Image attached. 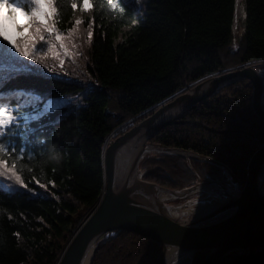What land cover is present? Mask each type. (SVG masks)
<instances>
[{
	"label": "trees",
	"instance_id": "obj_1",
	"mask_svg": "<svg viewBox=\"0 0 264 264\" xmlns=\"http://www.w3.org/2000/svg\"><path fill=\"white\" fill-rule=\"evenodd\" d=\"M83 1L75 0L73 7L74 0H55L56 13L44 22L54 21L63 40L74 28L89 29L85 56L70 53L77 63L61 58L55 33L36 39L34 27L41 22L13 44L0 35V102L24 105L19 113L34 117L26 135L9 133L5 139L25 154L15 169L23 183L11 172L0 175V264L59 262L102 197L103 152L114 131L206 78L264 62V0H241L244 19L236 48V0H88L91 14L78 24L73 18ZM45 40L52 41V51ZM18 41L35 52L34 59L16 52ZM251 97L249 81H236L191 107L185 123L165 127L151 141L220 162L243 183L257 142H264V123L254 115ZM48 100L66 102L41 112ZM30 104L38 105V115ZM151 163L156 171L144 179L170 189L190 186L196 173L203 180L223 176L207 163L194 162L191 170L180 157ZM160 253L156 243L118 232L97 247L91 264H157ZM205 254L195 253L194 264ZM222 264H264V246Z\"/></svg>",
	"mask_w": 264,
	"mask_h": 264
},
{
	"label": "water",
	"instance_id": "obj_2",
	"mask_svg": "<svg viewBox=\"0 0 264 264\" xmlns=\"http://www.w3.org/2000/svg\"><path fill=\"white\" fill-rule=\"evenodd\" d=\"M260 74L256 65H248L206 78L167 101L131 129L110 141L103 152L102 197L75 232L57 264H82L87 250L100 238L109 233L123 231L161 246L162 253L158 264H167V248H173L179 254L189 253L191 256L207 251L208 254L198 264H222L227 260L250 257L257 247L264 246V193L259 190V184L264 179V142L259 144L248 161L245 181L239 194L205 214L200 220L188 223H180L164 213L157 202V195L163 190L171 191L141 179L137 167L149 139L167 126L183 123V118L191 107L236 81L246 79L250 82L252 111L264 123V84ZM178 110L182 111L177 112ZM129 142L132 161L121 185L116 187V159ZM153 146L165 153L188 156L212 164L222 169L232 184L238 183L227 166L211 158ZM220 187L224 189L222 185Z\"/></svg>",
	"mask_w": 264,
	"mask_h": 264
},
{
	"label": "rangeland",
	"instance_id": "obj_3",
	"mask_svg": "<svg viewBox=\"0 0 264 264\" xmlns=\"http://www.w3.org/2000/svg\"><path fill=\"white\" fill-rule=\"evenodd\" d=\"M236 4H239L238 5L239 6V8H238L239 11H237V13L235 14V12H236V10H235L234 17H233V24H232V32H233V36H234V40H233L232 46L235 47V48L237 47V43L239 41L240 35L242 34V21L244 19L243 7H242L241 0H236ZM134 6H137V5L134 4ZM44 11H46V8H44ZM90 14H91L90 4H89L88 0H84L81 10H76L75 11V16H74L73 20H75V22L77 23V21H79L80 19H83L84 17H89ZM17 17H18V21H16ZM41 19L43 20V22H45V18L42 17ZM37 22H41V20H37L34 17L25 15L24 11H17V12H15V13L10 15L7 5H0V32L3 34L2 36L6 35L8 37V40H6V41L8 43H9V41H11V43H9V44H13L18 37H21V36H23L26 33V31L29 28V26H31L32 24H35ZM6 25L10 26L11 29L6 30L5 29ZM123 30L126 31V29H123ZM50 33H52V32H50ZM89 33L90 32H89L88 28L77 27V28H74L70 32L69 35H66V37H68V39H64V40L62 39L63 42L61 40H57L56 36H55V41L57 42L58 46L62 43V44H64V46H66L65 48H67V54L65 55L64 54V50L61 49L60 47H58V52L60 53L61 58H67L68 60L72 61L73 63H77V62H75V59H72L70 57V53H71V54L75 55L76 58L82 59V57H84L85 54H86L85 48H87V46L89 44V38H90L89 37ZM63 38H65V37H63ZM120 40H121V37H118L117 41H120ZM78 52H80L82 57L80 56V54ZM254 65H257L256 66L257 71L260 72L261 74H263V84H264V62L263 63L260 62V63H257V64H251L250 66L253 67ZM244 67H248V65L247 66H240V67L233 68V69H230V70H226V71H224L222 73H225V72H228V71H232V70H235V69H241V68H244ZM219 74H221V73H218L216 75H219ZM216 75H214V76H216ZM242 80H246V79H242ZM190 88H188V89H190ZM251 89H252V87H251ZM187 90H185L184 92H186ZM263 96H264V90H263ZM51 101L52 100H48L47 103L48 102L50 103ZM32 102H33V99H32ZM53 102L57 103L58 101H53ZM45 105H46V103H45ZM59 105H61L60 102H58L57 107H60ZM184 118H183V123L186 122V121H184ZM140 121H138V122H140ZM138 122H128L124 126L118 128L108 138L106 146H107V144L110 141H113L116 137H118L119 135H121L125 131L131 129ZM151 139H149V141H148V145L149 146L147 145L145 147V149L147 148L148 151L145 152L143 154V156L140 158L138 166H137L138 167V172L140 174V178L143 179V180H145L144 179L145 175H147L148 173L156 171L157 167H155L151 163V161L154 160V159H157V158H161L163 156L180 157L186 162V164L189 166V168L191 170H193L192 163H194V162L201 163V164L206 163V162H203V161H198V160L189 158L188 156L177 155V154H174V153H165L164 151L160 150L158 147L153 146V145H158V146H161V145L158 144V143L152 142ZM261 143H263V142H257V149L259 147V144H261ZM170 149H173V148H170ZM207 164H209V163H207ZM222 174H223L222 178L218 179V180L211 179V178H206V179L203 180V179H201L200 174L196 173V175H195L196 181L194 183H192L190 186H187V187H184V188H179V189L165 188V187L157 185L154 182H150V183H153V184L159 186L160 188L169 190L171 192H178V191H183V190L190 189L191 187H197L198 188L201 185L205 186V185L213 184V185L216 186V192L218 194V198L219 199L212 201L211 202V207L213 209H216V208L222 206L223 203L225 204L226 202H228L229 200H231L232 198L237 196L239 194L240 190H241L242 185L244 184V181H245L244 180L243 183H241L240 181L237 180L238 181L237 184H232L231 179L229 178V176L227 174H225V172L223 170H222ZM145 181H147V180H145ZM220 185H222L224 187V189H222L220 187ZM262 192L264 193V185L262 187ZM201 197L202 196L199 193V190L198 191H194V193L189 194L188 196L181 197V198L177 197V198H174V199H170L169 201L165 202L164 207L166 209L167 208L169 209V208H174V207H180V206L183 207L186 203L197 201L198 199H201ZM165 208H164V210H165ZM165 212H166V210H165ZM192 217H193L192 214H184L183 216H179L178 219H176V220L178 222H180V223H188V222H192V220H193ZM123 232H125V231H123ZM117 233L115 232V235H117ZM128 233H130V232H128ZM109 234H106L104 237L100 238V240H98L95 243L94 251L97 249V247L99 245H102L104 242H106V240L108 238H112V237L115 236V235H113V236L110 235L109 236ZM205 252H206V254L204 255V257L201 260H203L205 258V256L208 254L207 251H205ZM161 253H162V247H161ZM161 253H160V255H161ZM160 255H159V258H160ZM181 255L183 256L184 253H181ZM93 256H94V252L92 254L91 261L93 259ZM159 258H158V263H159ZM185 258H186L185 261L180 263V264H194V255L191 256V258L190 257L189 258L185 257ZM235 260H240V259H235ZM91 261H90L89 264H91ZM171 262L172 261H169V264Z\"/></svg>",
	"mask_w": 264,
	"mask_h": 264
},
{
	"label": "snow or ice",
	"instance_id": "obj_4",
	"mask_svg": "<svg viewBox=\"0 0 264 264\" xmlns=\"http://www.w3.org/2000/svg\"><path fill=\"white\" fill-rule=\"evenodd\" d=\"M0 5H7L9 9V14H13L17 11H24L25 15L36 18L37 20H41V23L34 27V33L37 40H44L42 32H52L55 33L57 40H62L63 36L59 33V31L53 27L55 23L53 21L52 24H46L41 19L42 17L47 19L50 16L55 15V0H0ZM76 2L74 0L73 7H76ZM47 7L50 11H44V8ZM77 23H81L77 21ZM0 35H3L0 33ZM32 35V33H30ZM92 33H89V37L91 38ZM4 40H8V37L3 36ZM11 43V41H9ZM45 43L49 44V51H52L50 40H45ZM34 46V45H33ZM13 47L16 52L19 53L21 57H26L29 60L35 58V52H30L28 48L22 47L20 42H16ZM59 47L64 50V54H67V49L64 44H60ZM53 55H56L54 52ZM61 67L63 66V61H60ZM24 105H20L19 103L15 108L12 107L11 104L0 102V175L7 174L11 172L13 176H15L16 180L20 183H23L20 176L16 174L17 162L23 159L25 154L24 148H19L17 150L16 146L11 144L10 142H5L6 137H8L9 133L12 136L18 135H26L30 131V126L28 125V119H34V117H28L25 119L26 113H19V110ZM32 111H36L37 115L39 114L38 105H28ZM19 113V114H18ZM17 151L19 154L17 155ZM43 187V185H41Z\"/></svg>",
	"mask_w": 264,
	"mask_h": 264
},
{
	"label": "bare ground",
	"instance_id": "obj_5",
	"mask_svg": "<svg viewBox=\"0 0 264 264\" xmlns=\"http://www.w3.org/2000/svg\"><path fill=\"white\" fill-rule=\"evenodd\" d=\"M235 14L237 11H239V4H235ZM16 21H18V17L16 18ZM6 30L11 29L10 26L5 27ZM257 66V65H256ZM263 77V74H260ZM60 103H63L60 102ZM58 103L51 102L48 107L45 108V110H50L52 108L57 107ZM182 110H178L177 112H181ZM176 114V111H174ZM131 142H129L119 153V156L116 159V168H115V180H116V187H119L125 178V174L129 170L131 161H132V153L130 152L129 148L131 147ZM147 148L143 151V153L147 152ZM131 153V155H130ZM129 155V156H128ZM127 157V158H126ZM264 178V177H263ZM264 185V179L263 181L259 184V190L262 192V187ZM196 189V190H195ZM201 194V199H198L197 201L194 202H188L186 203L183 207H174V208H165V202L169 201L170 199L174 198H181L188 196L189 194L194 193V191H198ZM218 194L216 192V186L211 184V185H201L198 188L195 187L194 189L191 190H183V191H178V192H167V191H160L157 195V202L164 207L167 214L170 218L172 219H178L179 216H183L184 214H192L193 220H200L203 218L205 214H208L213 210L211 207V202L214 200H217ZM224 204V203H223ZM163 208V211H165ZM94 247L95 244L92 245L87 252L85 253V256L83 258L82 264H89L91 261V256L94 252ZM185 257H190L191 255L184 254L183 256L178 253V251L174 250L173 248H167L166 250V260L167 264H169V261H172L170 264H180L185 261Z\"/></svg>",
	"mask_w": 264,
	"mask_h": 264
}]
</instances>
